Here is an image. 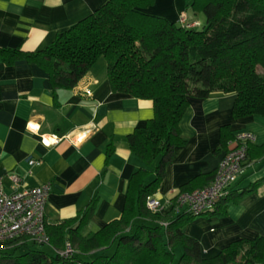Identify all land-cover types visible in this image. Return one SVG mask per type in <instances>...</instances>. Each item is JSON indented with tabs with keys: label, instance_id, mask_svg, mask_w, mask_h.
Masks as SVG:
<instances>
[{
	"label": "crops",
	"instance_id": "obj_1",
	"mask_svg": "<svg viewBox=\"0 0 264 264\" xmlns=\"http://www.w3.org/2000/svg\"><path fill=\"white\" fill-rule=\"evenodd\" d=\"M106 1L0 0V48L41 50ZM190 1L154 0L146 11L179 24L184 15L187 23L200 25L203 18L190 9ZM234 100L232 93L189 99L179 122L184 143L172 149L152 195L165 206L178 193L207 186L206 176L215 173L226 151L222 126L235 135H254L252 157L231 186L234 196L253 189L216 207L219 213L197 216L184 226V233L198 240L203 257L216 255L234 240L264 235V117H233ZM152 116L151 100L112 91L104 57L72 88L54 87L46 71L26 56L9 63L0 57V185L9 191L49 183L46 223L74 219L91 206L80 233L92 235L121 216L128 182L137 169L149 171L147 182L155 176L126 138ZM28 159L35 162L29 165Z\"/></svg>",
	"mask_w": 264,
	"mask_h": 264
},
{
	"label": "trees",
	"instance_id": "obj_2",
	"mask_svg": "<svg viewBox=\"0 0 264 264\" xmlns=\"http://www.w3.org/2000/svg\"><path fill=\"white\" fill-rule=\"evenodd\" d=\"M153 4L107 0L41 50L0 48L7 63L26 56L46 71L54 87L63 88L74 87L104 57L112 91L152 101L153 116L126 138L144 166L155 170L149 182L145 168L132 174L121 216L96 233H80L90 206L74 219L46 224L48 244L24 241L1 251L0 264H174L177 249L178 264H264V235L234 240L216 255L203 257L198 240L183 230L193 218L219 213L216 207L236 202L253 187L235 196L231 187L213 209L199 214L175 207L151 211L145 203L156 191L172 149L184 143L179 122L190 98L232 93L233 117H264V0H191L190 9L203 17L199 29L147 12ZM234 136L222 126L224 149ZM250 148L246 160L252 157ZM214 174L206 176V185ZM66 245L71 251L62 254Z\"/></svg>",
	"mask_w": 264,
	"mask_h": 264
},
{
	"label": "built area",
	"instance_id": "obj_3",
	"mask_svg": "<svg viewBox=\"0 0 264 264\" xmlns=\"http://www.w3.org/2000/svg\"><path fill=\"white\" fill-rule=\"evenodd\" d=\"M253 138L254 135L246 131L236 134L227 142L226 151L209 185L190 192L178 193L174 199L167 200L165 206L149 196L146 198V207L151 211H161L166 206H171L193 214L213 209L215 203L227 194L242 172L248 145ZM42 142L45 145L50 144L45 139H42ZM34 162L33 159H28L29 165ZM11 179L14 183L18 182L17 176H11ZM49 191V183L22 190L12 188L9 191L0 185V252L24 241L49 243L45 218ZM70 251V246L66 245L61 253L67 254Z\"/></svg>",
	"mask_w": 264,
	"mask_h": 264
},
{
	"label": "rangeland",
	"instance_id": "obj_4",
	"mask_svg": "<svg viewBox=\"0 0 264 264\" xmlns=\"http://www.w3.org/2000/svg\"><path fill=\"white\" fill-rule=\"evenodd\" d=\"M202 18H203V17H202ZM178 20H179V22H181V24L186 25V27H196L197 29H199V28H201V26L203 25V20H202V23H200V25L198 24V22L187 23V22L185 21V16H184V15H180V16L178 17ZM195 25H198V26H195ZM257 69H258V71H261L259 67H258ZM43 248H46V246H43ZM180 252H181V251H180L179 249L176 250V257H175V259H174V264H178V263H177V259H178L179 256H180Z\"/></svg>",
	"mask_w": 264,
	"mask_h": 264
}]
</instances>
